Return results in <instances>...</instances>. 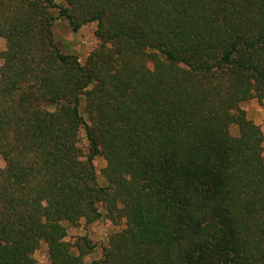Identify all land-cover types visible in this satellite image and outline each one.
I'll return each instance as SVG.
<instances>
[{"label":"trees","instance_id":"1","mask_svg":"<svg viewBox=\"0 0 264 264\" xmlns=\"http://www.w3.org/2000/svg\"><path fill=\"white\" fill-rule=\"evenodd\" d=\"M0 38V264H264V0H0Z\"/></svg>","mask_w":264,"mask_h":264},{"label":"rangeland","instance_id":"2","mask_svg":"<svg viewBox=\"0 0 264 264\" xmlns=\"http://www.w3.org/2000/svg\"><path fill=\"white\" fill-rule=\"evenodd\" d=\"M57 4H63L64 0H53ZM95 24L89 23L82 26L78 31L72 32L66 20L57 19L53 25V32L59 45L65 50L74 53L81 62L84 61L87 54L96 46L97 40L94 35ZM4 49V39L0 38V51ZM1 62V61H0ZM241 107L246 111L247 115L259 125L264 136V107L260 103L251 99L242 103ZM80 143L86 144L83 130L79 131ZM105 165V161L101 156L94 158V166L98 175V182L102 184L103 178L101 169ZM118 225L113 224L110 220L100 219L91 224H85L82 220L79 225L67 226L66 239L73 241L74 239L86 235L95 245L93 253L87 256V259L98 258L101 254V248L105 244L110 231L117 229ZM36 264H46V252L41 246L35 253Z\"/></svg>","mask_w":264,"mask_h":264}]
</instances>
